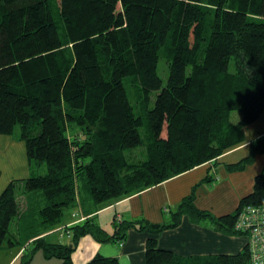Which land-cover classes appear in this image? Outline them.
<instances>
[{
  "label": "trees",
  "instance_id": "1",
  "mask_svg": "<svg viewBox=\"0 0 264 264\" xmlns=\"http://www.w3.org/2000/svg\"><path fill=\"white\" fill-rule=\"evenodd\" d=\"M128 76L141 90L137 110ZM263 114L264 0H0V134L12 136L19 125L29 165L46 167L1 191L0 249L23 246L19 264L38 249L73 264L80 237L123 241L134 228L148 233L145 264H250L247 243L234 254L186 257L160 248L157 234L186 215L244 235L235 220L244 204H264V171L227 214L198 208L196 184L168 222L114 215L109 233L90 208L67 226V242L41 231L66 209L130 196L217 159L246 142L247 127ZM139 145L140 157L125 154ZM257 155L264 156V134L227 169L244 170ZM83 264L120 262L97 254Z\"/></svg>",
  "mask_w": 264,
  "mask_h": 264
},
{
  "label": "crops",
  "instance_id": "2",
  "mask_svg": "<svg viewBox=\"0 0 264 264\" xmlns=\"http://www.w3.org/2000/svg\"><path fill=\"white\" fill-rule=\"evenodd\" d=\"M264 134V115L246 129V142L232 148L217 159L200 164L186 172L169 178L143 191L122 198L107 201L94 206L85 202L82 207H75L63 221L48 226L41 235L53 242H67L70 231L67 226L84 219L91 212L96 221L111 231L114 215L119 219L146 218L152 222H168L167 213L175 208L181 199L196 186L195 204L214 215L233 212L240 198L253 189L254 177L264 166V156L257 155L255 162L244 170H228L232 164L248 154L249 142ZM0 193L14 178L28 176L30 165L23 141L15 140L11 135L0 134ZM205 179H209L206 181ZM108 215L101 219L103 212ZM14 230V229H13ZM12 230V231H13ZM14 232V231H13ZM146 231L130 228L123 241H97L90 234L80 237L77 247L72 252V263L83 264L95 255L117 257L120 264H145ZM158 246L169 249L181 256H204L214 254H234L242 250L247 243L246 235L226 234L216 230L207 222L194 223L186 215L178 226L163 230L157 234ZM28 248V246L26 247ZM23 246L15 245L0 249V264H19ZM62 259L47 258L38 249L28 264H61Z\"/></svg>",
  "mask_w": 264,
  "mask_h": 264
},
{
  "label": "rangeland",
  "instance_id": "3",
  "mask_svg": "<svg viewBox=\"0 0 264 264\" xmlns=\"http://www.w3.org/2000/svg\"><path fill=\"white\" fill-rule=\"evenodd\" d=\"M157 71H158V74L160 75V77L162 78L163 83H165L166 80H167V77H168V61H167V58L165 57L164 54H161V56L159 58ZM125 85H126V88H127V92H128V96H129L130 101L136 106V110L139 109L140 105L138 103V99H139V95L141 93V90L139 88L138 81L135 80L133 78V76H128V77L125 78ZM155 95H156V92H152L151 95H150L151 96V100H150V103H149L150 107L153 106V104H154ZM239 115L240 114H239L238 111H233L232 112V119L236 120ZM262 116H260L259 119ZM140 131H141V134L143 136L144 135V131H145V123L140 127ZM19 134H20V127H19V125H16L12 137L16 140ZM17 140H19V139H17ZM143 146L144 145H139V146H137V147H135L133 149L126 150L125 154L128 156L130 153H132L133 155H135V157H140L142 152H143V149H144ZM0 164L2 166H4L3 160L0 161ZM4 167L5 168L2 170V176H5L6 172H7L6 171L7 165L5 164ZM30 170L32 171L31 174L32 173L33 174H37V173H41L42 174V173L46 172V167H45V165L36 166L35 164H32V166H30ZM260 171L261 172L264 171V166L261 168ZM25 177L26 176H22V177H19L18 179L25 178ZM20 198H21L20 199L21 203L23 204V200L24 199H23V197H20ZM73 211H75V207L66 209L64 211V214H63L62 218L57 223H60L61 221L64 222L65 218ZM108 212H110V211H108ZM108 212L106 211V212H103L101 214L100 221H101V219H104V217L106 215H108ZM168 213L169 212H167L165 214L167 215V219L169 220ZM13 226H14V223L11 224V227H13ZM113 230H114V228H113V225H112L111 226V231H109V230H107V231L109 233H111V232H113Z\"/></svg>",
  "mask_w": 264,
  "mask_h": 264
},
{
  "label": "built area",
  "instance_id": "4",
  "mask_svg": "<svg viewBox=\"0 0 264 264\" xmlns=\"http://www.w3.org/2000/svg\"><path fill=\"white\" fill-rule=\"evenodd\" d=\"M235 229L247 237L250 264H264V204H244L237 214Z\"/></svg>",
  "mask_w": 264,
  "mask_h": 264
}]
</instances>
